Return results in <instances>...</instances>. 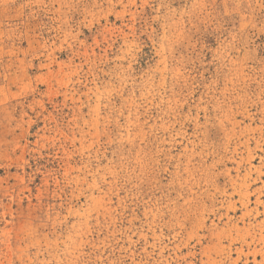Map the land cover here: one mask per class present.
Here are the masks:
<instances>
[{
    "label": "rangeland",
    "instance_id": "374dc122",
    "mask_svg": "<svg viewBox=\"0 0 264 264\" xmlns=\"http://www.w3.org/2000/svg\"><path fill=\"white\" fill-rule=\"evenodd\" d=\"M0 264H264V0H0Z\"/></svg>",
    "mask_w": 264,
    "mask_h": 264
}]
</instances>
